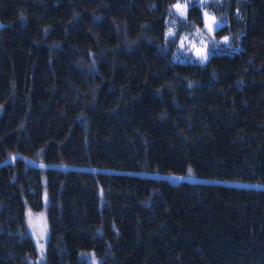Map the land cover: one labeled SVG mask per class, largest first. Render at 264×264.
Listing matches in <instances>:
<instances>
[{"label":"trees","instance_id":"trees-1","mask_svg":"<svg viewBox=\"0 0 264 264\" xmlns=\"http://www.w3.org/2000/svg\"><path fill=\"white\" fill-rule=\"evenodd\" d=\"M179 1L0 0V264L45 189L46 264H264V0Z\"/></svg>","mask_w":264,"mask_h":264},{"label":"rangeland","instance_id":"rangeland-1","mask_svg":"<svg viewBox=\"0 0 264 264\" xmlns=\"http://www.w3.org/2000/svg\"><path fill=\"white\" fill-rule=\"evenodd\" d=\"M209 0H180L179 3L184 5L187 4V8L185 11V14L187 13V10L189 6H191L194 3L198 4L202 8V18H203V26H197L189 36H191L193 39L190 38H184L182 42L179 43V45L176 48V51L174 52L173 59L175 61L180 62H200V63H206L212 54L211 46L218 47L219 41H225L226 38H223L221 40L217 39L215 37L214 31L222 26L224 24V21L219 19L216 15H214L208 8H205L204 5ZM207 13V15H205ZM184 16V15H183ZM211 17L215 18V23L212 22L210 19ZM208 24L212 25V30L210 31L209 28L206 26ZM171 29H167L166 37L167 39H170L173 36H169L168 33ZM174 35L176 34V29L171 30ZM198 53H204L207 54L208 59L203 60ZM168 179L172 181H180L187 179V177L184 176H170ZM48 207V196L47 191L45 189L43 193V199H42V207L39 210H34L30 206H26L25 209V218L26 223L28 226L29 234L31 236V239L33 241V245L35 248V258L32 259L29 264H46L45 260V247L46 242L48 239V223H47V217H46V209ZM29 212H31V222L29 219ZM46 224V234L43 238L40 237V230L41 228ZM39 241V242H38ZM41 245H43V249H41ZM42 253V255H41ZM83 258H86L92 264H97V260L94 256L91 254H84Z\"/></svg>","mask_w":264,"mask_h":264},{"label":"snow or ice","instance_id":"snow-or-ice-1","mask_svg":"<svg viewBox=\"0 0 264 264\" xmlns=\"http://www.w3.org/2000/svg\"><path fill=\"white\" fill-rule=\"evenodd\" d=\"M174 8L177 10V13H178L179 15L183 16V15H185V11H186V8H187V4L182 5V4H180V3L178 2V3H176V4L174 5ZM205 15H207V13H205ZM210 19L212 20L213 23H215V18H214V17H211ZM206 26L209 28L210 31L212 30V25H211V24H208V25H206ZM168 35H169V36H173L174 33L170 30L169 33H168ZM185 39H186V38H185ZM198 55H200L201 58H202L203 60H207V59H208L207 54H204V53H198ZM189 171H191V170H189ZM31 217H32V214H31V212H29V219H30V222H31ZM46 227H47V226H46V224H45V225L41 228V230H40V237H41V238H43L44 235L46 234ZM38 242H39V241H38ZM41 249H43V245H41ZM41 255H42V253H41Z\"/></svg>","mask_w":264,"mask_h":264}]
</instances>
